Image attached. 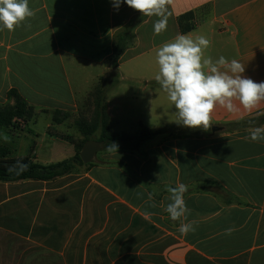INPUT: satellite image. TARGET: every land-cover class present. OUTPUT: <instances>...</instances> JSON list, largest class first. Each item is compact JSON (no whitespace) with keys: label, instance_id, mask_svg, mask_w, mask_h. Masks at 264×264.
<instances>
[{"label":"crops","instance_id":"crops-1","mask_svg":"<svg viewBox=\"0 0 264 264\" xmlns=\"http://www.w3.org/2000/svg\"><path fill=\"white\" fill-rule=\"evenodd\" d=\"M205 5L212 10L188 33L210 41L204 58L236 59L242 75L264 82V0H172L159 35L157 17L127 4L29 0L34 16L11 32L0 25V105H13L8 93L16 90L36 114L18 128H0L7 158L32 154L41 165L72 159L84 140L76 123L93 118L98 87L112 129L180 125L155 80L156 53L181 34L178 17ZM123 31L134 43L113 69ZM261 113L264 102L251 112L217 107L210 131L160 135L133 151L101 150L96 161L53 180L0 181V264H264V141L246 139L264 124L234 126ZM179 183L188 186L187 221L197 222L186 236L164 211L167 187Z\"/></svg>","mask_w":264,"mask_h":264},{"label":"clouds","instance_id":"clouds-1","mask_svg":"<svg viewBox=\"0 0 264 264\" xmlns=\"http://www.w3.org/2000/svg\"><path fill=\"white\" fill-rule=\"evenodd\" d=\"M171 2L172 0H111L116 10L122 4H127L143 16L157 17L153 21L155 35L167 30L170 16L168 6ZM34 15L29 7V0H0V25L10 32ZM209 44L210 41L203 35L193 39L189 34L178 33L173 41L164 43L156 53L158 73L155 80L175 107V122L192 129H209L212 113L217 107L224 108L229 113L238 112L240 107L251 112L264 102V82H254L242 75L245 65L236 59L229 61L220 56L214 62L211 58H204V49ZM246 139L252 142L264 141V126L251 129ZM117 149L118 145L115 143L108 147L109 151ZM27 168L28 165L18 159L8 170L19 173ZM166 190L169 202L164 211L172 221H180L179 232L182 235L195 232L197 222L187 221L190 209L187 208L184 196L188 186L179 183L175 187L169 185ZM225 231L230 235L234 228Z\"/></svg>","mask_w":264,"mask_h":264},{"label":"trees","instance_id":"trees-1","mask_svg":"<svg viewBox=\"0 0 264 264\" xmlns=\"http://www.w3.org/2000/svg\"><path fill=\"white\" fill-rule=\"evenodd\" d=\"M212 10L211 5H205L194 11H189L178 17V27L181 34H188L196 28L198 19H203L204 15H208ZM128 31H123L117 36L114 45L113 55L110 57V64L113 69L118 67V62L126 48L127 37L130 40L133 36L127 34ZM8 97L14 100L13 105H0V128H18L20 122L28 123L36 117L34 108L30 106L16 90H11ZM95 110L91 120L79 119L76 126L79 132L84 136L82 143L76 146V155L69 160L52 165H41L35 162L34 157L30 154L27 157L18 158L23 163L28 165L26 171L9 172V166L16 163L18 159H8L7 150L0 147V181L2 182H17L21 180H53L63 175L72 172L73 168L77 166H84L85 164L80 158V153L85 143L97 135L96 140L103 142L102 150L109 151L110 144L118 145L117 150H136L142 142L153 140L160 135L168 134L169 137L179 136L180 133L189 134L201 128L192 129L183 125H168L161 129H152L139 124V131L135 135L115 132L110 123V117L107 113V105L105 99V92L98 87L94 93ZM68 117V115H64ZM57 119V117H56ZM257 121L258 125L264 124V116L255 119H247L234 124L236 127L248 128L251 126H258L253 122ZM210 131L207 129L204 131Z\"/></svg>","mask_w":264,"mask_h":264},{"label":"water","instance_id":"water-1","mask_svg":"<svg viewBox=\"0 0 264 264\" xmlns=\"http://www.w3.org/2000/svg\"><path fill=\"white\" fill-rule=\"evenodd\" d=\"M220 128L212 127V131H219ZM103 142L96 140H89L85 143L80 158L84 164H89L93 161L94 157L102 150Z\"/></svg>","mask_w":264,"mask_h":264},{"label":"rangeland","instance_id":"rangeland-1","mask_svg":"<svg viewBox=\"0 0 264 264\" xmlns=\"http://www.w3.org/2000/svg\"><path fill=\"white\" fill-rule=\"evenodd\" d=\"M129 36H130V33H127ZM120 35V34H119ZM127 41H126V48H125V50H124V52L126 51V49H128L130 46H132L133 45V43H134V40H133V38L130 40V38H128L127 37V39H126ZM123 52V53H124ZM123 55V54H122ZM99 84V83H98ZM98 86V85H97ZM102 87V86H101ZM95 89H96V87L94 86V91H95ZM84 112H85V110H84ZM85 113H90V112H88V111H86ZM57 117H61L62 118V116H61V114H57L56 115ZM43 118H45L46 116H42ZM52 117H55V114L52 116ZM149 128H152V129H155L156 127H149ZM113 130L115 131V132H125V133H127V134H130V135H135V134H137L138 133V131H139V125H126V126H119V127H117V126H113ZM191 133H194V132H191ZM82 143V142H81ZM103 151V150H102ZM102 151H100L98 154H97V156H96V159H97V157L99 156V155H101V153H102ZM96 159H94V161H96ZM97 162H99V161H97Z\"/></svg>","mask_w":264,"mask_h":264}]
</instances>
